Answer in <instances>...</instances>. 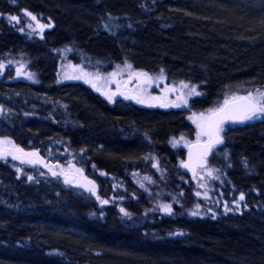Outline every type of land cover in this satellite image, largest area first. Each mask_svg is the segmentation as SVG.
Here are the masks:
<instances>
[{
	"label": "trees",
	"instance_id": "16d2710c",
	"mask_svg": "<svg viewBox=\"0 0 264 264\" xmlns=\"http://www.w3.org/2000/svg\"><path fill=\"white\" fill-rule=\"evenodd\" d=\"M24 10L54 22L44 40L7 24L8 15L24 20ZM0 15V139L39 149L46 162L74 160L88 176L95 164L139 199L126 204L138 221L126 223L117 206L51 176L18 180L16 162L0 159V264H264V120L227 124L218 148L228 159L209 161L215 185L246 195L250 211L239 217L210 221L206 201L184 186L180 196L179 183L155 168L186 176L178 167L185 152L173 143L192 128L187 112L264 94V0H0ZM63 55L202 91L184 111L127 110L90 87L58 84ZM144 176L162 190L146 192Z\"/></svg>",
	"mask_w": 264,
	"mask_h": 264
},
{
	"label": "rangeland",
	"instance_id": "374dc122",
	"mask_svg": "<svg viewBox=\"0 0 264 264\" xmlns=\"http://www.w3.org/2000/svg\"><path fill=\"white\" fill-rule=\"evenodd\" d=\"M28 11V10H25ZM30 12V11H29ZM35 16L37 19L32 20L29 16H27L24 12H22V16H24V20H22L18 15H8L5 17L7 24L13 28L14 30L18 31L19 34L27 36L29 39H39L44 40L45 36L48 32H51L55 28L54 22L50 19L45 17L41 14H36L30 12ZM16 16L18 17V21H12L10 17ZM0 18L3 16L0 15ZM39 25H46L41 29ZM54 55L57 52H52ZM64 56V55H63ZM66 56H64L65 58ZM82 62V63H75L70 60L68 56L63 59L60 64L57 66V80L58 84H70L76 83L81 85H96L99 90H105L107 87L111 88L112 91H117L118 95L120 94L123 96V91L127 90L129 94L134 95L136 97V101L142 100L143 103H138L144 110L146 111H154L153 109H162V110H186L189 106V102L197 96V94L190 93L192 88H195L196 93H200L202 88L195 87L188 82L180 79H168L163 74H155L151 75L146 73L147 75H140V71H134L130 67H117L111 70L105 69L104 67H98V65H93L89 62ZM78 77V78H73ZM22 79L24 81H33L35 77L32 75L31 72H24L22 74ZM126 87V89L123 88ZM253 97L257 100L261 99L256 96L253 92H251ZM248 95V94H247ZM246 95V96H247ZM125 96L123 100L132 103L133 101ZM115 100V98L113 99ZM179 105V106H177ZM7 114L6 109L0 105V121L3 120L4 116ZM188 114V121L191 123V132L187 131L186 133L180 135L178 138L175 139L173 143V147L178 150H183L186 155V148L190 143L197 142V141H207L208 136L206 135H199L198 133L201 131L198 128V124H204L205 121L201 118V114L204 117H208L211 115L209 111H205L203 109L187 112ZM264 117L260 119H252L247 120L246 122H253V121H262ZM226 128H224V131ZM0 141L3 143L0 144V149L3 150V154L0 155V159L8 160L11 159L16 162V166L14 167V171L16 173V177L18 180H23L26 178L27 182H32L34 179V174L38 173L42 176H51L53 178H58L61 180L62 184L71 185L73 187L80 188V178L84 175V171L79 168L74 160L70 161L66 165L46 162L45 164H41L38 160L35 163V159H30L29 161H21L20 159L14 160L13 156L16 150L18 151H26L30 154L32 153H39L41 154L40 150L37 149H24L18 145H16L12 140L7 138H1ZM222 148V147H220ZM217 148L214 151L213 156L217 157L218 159H225L227 160L228 157L225 154L226 151L224 149ZM42 155V154H41ZM212 156V157H213ZM182 160L179 162L178 167L180 169V165ZM70 165L75 166L74 170L71 171L69 168ZM157 173L164 178L163 180L178 182L177 189L180 190L179 195L183 196L184 191L182 187L186 188L185 190H189L192 192L190 196L194 197L193 199L196 201H206L205 211L206 216L205 218L209 219L210 221H217L221 217L226 216H241L242 214L249 212L250 209L247 207L246 204V195L243 192H239L236 188L229 186L228 191H225V187H219L214 184L217 174L215 169L212 165L208 163V166L205 169H199L197 173V177L192 179L190 176L184 174L183 177H177L175 179H168L167 173L164 170L159 169L157 166L155 167ZM92 175L87 177H93L95 179H99L104 181L105 184V191L102 192L101 187L98 186L96 190L98 202L107 201V203H103V207H109L111 205L117 206L118 212H120V217L124 222L134 223L138 221V214L130 211L128 206L126 205L129 201H138L139 199L134 196L133 194L127 191V188L123 181L116 178L115 176H111L107 174L105 171L100 170L94 164L91 167ZM211 172V175H209ZM53 173H56L53 175ZM67 173L70 176L72 173L76 175V179L72 183L66 182V179L63 177V174ZM31 177V179H29ZM147 176H144L146 178ZM167 177V178H166ZM148 179V178H147ZM144 179V180H147ZM148 184L150 183V188L146 190V192L150 194L158 193V189L162 190L160 186L156 185L155 182H150L147 180ZM170 183V184H171ZM224 189V190H223ZM165 190V187H164ZM85 193L91 195V190L84 191ZM199 193V195H197ZM241 193L244 194L245 199L241 201L240 195ZM188 197L185 198V202H188ZM191 206V204H188ZM121 208L125 209L129 214L130 217L125 216L120 210ZM132 213L134 215H132ZM165 213V212H164ZM100 220L104 221L107 218L106 213H102L98 217Z\"/></svg>",
	"mask_w": 264,
	"mask_h": 264
},
{
	"label": "snow or ice",
	"instance_id": "6c2138e0",
	"mask_svg": "<svg viewBox=\"0 0 264 264\" xmlns=\"http://www.w3.org/2000/svg\"><path fill=\"white\" fill-rule=\"evenodd\" d=\"M27 16H29L32 20H36L37 18L33 16L30 12L25 13ZM12 21H18V17L12 16L10 17ZM41 29L44 27H47L46 25H39ZM0 67H3V65H0ZM128 67H131L130 65ZM163 70H161L162 72ZM140 75L146 76V73H141ZM73 78H78V77H73ZM259 91V90H258ZM199 94L196 93L195 88H192L190 90L189 94ZM129 98V97H126ZM109 101L112 100V96H108ZM233 101L235 100H244L245 104L243 105L242 109L236 110L232 109L229 106V101L225 100L224 106L215 109L214 111L210 110L211 115L208 117H204L203 114H201V118L205 121L204 124H198V128L201 129V131L198 133L199 135H206L208 136V147L211 148L215 144L222 143V138L219 136V133L223 130L222 125L226 120H240L241 122L247 121V120H252V119H260L264 117V94H262L261 99L257 100L251 93H249L245 97H233ZM138 103H143L142 100H137ZM179 106V105H177ZM3 142L0 141V144ZM3 154V150L0 149V155ZM31 155H36L35 153H32ZM13 159H16V157H13ZM184 167H188V165H184ZM56 173H53L55 175ZM209 175H211V172H209ZM31 179V177H29ZM147 179V177L145 178ZM67 182V181H66ZM91 183V182H89ZM94 190V189H90ZM199 195V193H197ZM241 201L245 199L244 194L241 193L240 198ZM102 203H107V201H102ZM199 205H197V208ZM162 210L166 213L171 214L172 212V207L171 205H163ZM125 216L130 217V214L123 208L120 210ZM191 215L195 216L198 215V212L193 211ZM176 235H182V233H176Z\"/></svg>",
	"mask_w": 264,
	"mask_h": 264
},
{
	"label": "water",
	"instance_id": "95a60500",
	"mask_svg": "<svg viewBox=\"0 0 264 264\" xmlns=\"http://www.w3.org/2000/svg\"><path fill=\"white\" fill-rule=\"evenodd\" d=\"M244 104L245 101L239 99L235 101L232 100L229 102L230 108L236 110L242 109ZM245 122L246 121L241 122L240 120H236V121L226 120L222 125L223 130L219 133V136L222 138V141L224 142V132H225L224 128L227 124L236 126V125L244 124ZM223 142L215 144L211 148L208 147V140L190 143L186 148L185 159L182 161L180 165L181 172L190 176L192 179H195L197 177L198 170L205 169L208 166V163L211 160L214 151L216 150V148L220 147L223 144ZM13 157H16V159L14 160L20 159L21 161H29L30 159H35V163H37L38 160L40 161L41 164L46 163L45 158L39 153H37L36 155H31L26 151L16 150ZM184 165H188V167H184ZM69 168L71 169V171L74 170L73 165H70ZM63 177L66 179L68 183H72L76 179V175L74 173H72L70 176H67V173H64ZM80 188L86 191L90 189H94L91 190L92 196L94 198H97L96 190L98 188V183L95 178L87 177L83 175L80 178Z\"/></svg>",
	"mask_w": 264,
	"mask_h": 264
},
{
	"label": "flooded vegetation",
	"instance_id": "af4514ba",
	"mask_svg": "<svg viewBox=\"0 0 264 264\" xmlns=\"http://www.w3.org/2000/svg\"><path fill=\"white\" fill-rule=\"evenodd\" d=\"M85 86V85H84ZM86 87H90L91 89H93V92L96 93V95L101 96L104 100H106L107 103H109L110 105H115V104H119L122 105L125 109L127 110H132V109H144L142 108L136 101V97L134 95L129 94V92L127 90L123 91V96H121L120 94L118 95L117 91H112L111 88L107 87L104 91L103 90H99L98 91V87L96 85H87ZM124 89H126L125 86H123ZM108 96H112V100L109 101ZM125 96H128L130 100H132L133 102H127L125 100H123V98ZM115 98V100H113ZM154 111H150V112H155L156 110H161V111H168V110H162V109H153ZM171 110V109H170ZM75 167V166H74ZM84 175V174H83ZM68 176V174H67ZM86 176V175H85ZM90 176V175H89ZM66 177V176H65ZM99 186V184H98Z\"/></svg>",
	"mask_w": 264,
	"mask_h": 264
},
{
	"label": "bare ground",
	"instance_id": "6f19581e",
	"mask_svg": "<svg viewBox=\"0 0 264 264\" xmlns=\"http://www.w3.org/2000/svg\"><path fill=\"white\" fill-rule=\"evenodd\" d=\"M24 13H26V12H29V11H23ZM32 14V13H31ZM33 15V14H32ZM88 176V175H87ZM96 181H97V183H98V180L96 179ZM84 191H86V190H84ZM89 191V190H88ZM248 207V206H247ZM249 208V207H248Z\"/></svg>",
	"mask_w": 264,
	"mask_h": 264
}]
</instances>
